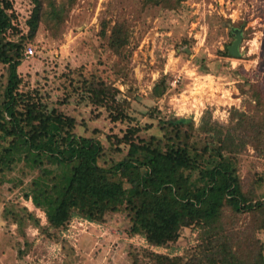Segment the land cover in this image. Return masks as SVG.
<instances>
[{
    "label": "rangeland",
    "instance_id": "374dc122",
    "mask_svg": "<svg viewBox=\"0 0 264 264\" xmlns=\"http://www.w3.org/2000/svg\"><path fill=\"white\" fill-rule=\"evenodd\" d=\"M10 1L19 32L7 39L17 41L28 33L35 0ZM172 1L168 8L145 0H39L38 32L27 40L18 67L21 89L74 117L77 133L106 148L110 136L122 137L131 126L140 128V138L163 137L172 129L169 120L184 118L203 136L207 120L234 124V108L256 113L252 89L264 96V0ZM118 21L129 34L120 54L108 45ZM236 30L237 57L228 53ZM7 75L0 63V96ZM93 77L118 89L115 97L128 118L114 120L112 106L84 96V79ZM155 86L165 88L160 97ZM108 153L101 162L106 167L123 157ZM239 161L245 192L264 197V147L257 151L247 143ZM33 176L23 164L0 174V264H153L146 251L187 257L202 242L201 230L188 227L177 241L151 246L143 235L130 234L126 210L100 223L75 217L61 229L43 230L45 212L25 196ZM251 219L225 211L223 223L229 234L246 230ZM258 236L264 241V233Z\"/></svg>",
    "mask_w": 264,
    "mask_h": 264
},
{
    "label": "trees",
    "instance_id": "16d2710c",
    "mask_svg": "<svg viewBox=\"0 0 264 264\" xmlns=\"http://www.w3.org/2000/svg\"><path fill=\"white\" fill-rule=\"evenodd\" d=\"M145 1L175 5L172 0ZM14 19L13 3L0 0V63L8 71L0 96V174L21 164L34 173L25 196L45 212L48 224L43 230L61 229L75 217L100 223L109 214L126 210L130 234L143 235L151 246L177 241L184 228L201 230L202 242L187 257L146 251L153 264H264V241L258 236L264 233V197L245 192L239 171V154L247 143L257 151L264 147L262 91L252 89L256 113L234 108L232 118L238 119L234 124L207 120L203 136L195 133L193 120L175 118L168 121L172 129L168 127L170 132L163 137L140 138V128L131 126L122 137L110 136L106 148L98 139L77 133L74 117L21 89L18 67L27 40L38 32L39 0L27 20L28 33L17 41L7 39L19 32ZM102 33L106 34L105 26ZM128 43L126 23L118 21L108 45L120 54ZM83 83L89 101L112 106L114 120L128 118L115 97L117 88L94 77ZM164 91L154 88L158 97ZM108 150L123 155L110 167L101 164ZM225 211L236 217L250 214L251 224L228 234Z\"/></svg>",
    "mask_w": 264,
    "mask_h": 264
},
{
    "label": "water",
    "instance_id": "95a60500",
    "mask_svg": "<svg viewBox=\"0 0 264 264\" xmlns=\"http://www.w3.org/2000/svg\"><path fill=\"white\" fill-rule=\"evenodd\" d=\"M235 33H236V39L233 42V44L229 47V52L231 53V55L237 57L240 55L239 44L241 41V32L240 30H236Z\"/></svg>",
    "mask_w": 264,
    "mask_h": 264
},
{
    "label": "built area",
    "instance_id": "2783aa9c",
    "mask_svg": "<svg viewBox=\"0 0 264 264\" xmlns=\"http://www.w3.org/2000/svg\"><path fill=\"white\" fill-rule=\"evenodd\" d=\"M33 52H34V51H33L32 48H29L28 51H27L28 54H33Z\"/></svg>",
    "mask_w": 264,
    "mask_h": 264
}]
</instances>
